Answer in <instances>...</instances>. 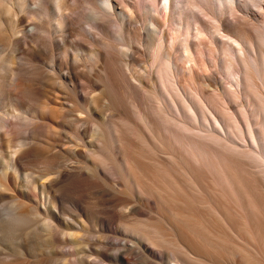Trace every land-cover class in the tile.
<instances>
[{"label":"bare ground","instance_id":"bare-ground-1","mask_svg":"<svg viewBox=\"0 0 264 264\" xmlns=\"http://www.w3.org/2000/svg\"><path fill=\"white\" fill-rule=\"evenodd\" d=\"M81 1L0 0V264H67L62 247L96 264L108 232L124 237L119 264H264V124L208 57L227 30L233 95L245 86L264 112V0L255 33L214 11L223 0H166L146 34L135 2L91 0V45L70 52ZM145 36L155 74L135 69Z\"/></svg>","mask_w":264,"mask_h":264},{"label":"rangeland","instance_id":"rangeland-1","mask_svg":"<svg viewBox=\"0 0 264 264\" xmlns=\"http://www.w3.org/2000/svg\"><path fill=\"white\" fill-rule=\"evenodd\" d=\"M94 2H97V0H92ZM139 9L140 12V16L139 18H137V25L138 27H141L143 32L145 33V27L146 25H150V23L152 21H154L155 18H159L161 20H163V12L166 13V11L164 10V8L168 5L166 0H157L158 4L156 3V1L154 0H131ZM175 1V5L177 7H181L183 5L182 0H174ZM184 1V0H183ZM215 2V4H217L218 0H213ZM200 2H202V0H200ZM86 3V4H85ZM154 3V4H153ZM143 4V5H142ZM92 5L91 0H82L80 3L79 8H77L76 12H74V16L78 17V19L76 20V27H78V31L76 32L75 36L73 38H71V41L73 42V46H69L68 49L70 52H75L76 49L78 48V44L79 43H83L84 45L90 47V37H89V33H90V25L87 22L88 18H85L86 16H88L89 13V8ZM158 6V8H157ZM234 6V9L232 8ZM217 7V9H216ZM221 6L215 5L214 6V11H217L218 14H222L221 16L224 17L225 19H229V20H236L237 22H240L243 26V28L252 31V33H255V29H254V25L255 22H261L262 20V14H261V10H258V8L256 7V5L254 4V1L252 0H223V8H222V12H221ZM216 9V10H215ZM141 10V11H140ZM164 10V11H163ZM83 12V13H82ZM168 12V9H167ZM187 12H189L188 8H187ZM215 12V13H217ZM86 13V14H85ZM156 14V15H155ZM167 14V13H166ZM189 14V13H188ZM187 15V14H186ZM213 14H209L208 16H200L199 13V23H201L202 26H204L206 23H210L211 25L214 24V18L212 17ZM83 16V17H82ZM85 16V17H84ZM171 16V17H170ZM168 17L171 18V20H173V16L170 15ZM188 16V15H187ZM191 19V18H190ZM170 20V21H171ZM210 20V21H209ZM186 22V21H185ZM81 23V25H80ZM84 25V26H83ZM151 26V25H150ZM162 27V26H161ZM185 25L182 29V32H185ZM196 24H193V28L192 30H194L193 33H195L196 29ZM116 27L115 25L111 24L108 28V32L113 33L115 31ZM213 31L214 28L212 27ZM227 30H223L220 33L216 32L215 36H214V45L217 48L216 51V55L212 56V55H208V57L212 58L213 62L216 64V66L212 67L213 70V74L215 77H217L219 79V81H221L222 83H225V86L227 88V90L229 91V98H232V101H234L235 103L237 102H241L243 105L246 106V108L248 109L250 116L252 117L251 119L254 122V125L257 129V131L262 135L263 134V124H264V112L262 107L260 106V103L253 98V96L249 95V90L247 91V89L245 88V86H242L243 89H245V93L241 95L240 98L236 97L233 95L234 88H235V79H236V72L234 74L229 73L227 71V67H226V61L227 58L225 57L224 53L222 52V41L227 40V36L224 34H227L226 32ZM59 32H55V37L60 40V36H59ZM146 34V33H145ZM184 36L182 35L181 39H183ZM77 39V40H76ZM79 40V42H78ZM76 41V43H74ZM81 41V42H80ZM85 42V43H84ZM89 43V45H88ZM75 45V46H74ZM134 46V55H136V58L139 59V62L136 63L135 65V69L139 71V73H144L146 74V72L148 71L149 74L153 73L155 74V68L156 66L153 65L152 59H151V53H152V49L151 46L149 45V41H148V37L145 36L144 38H142V40L137 41L133 44ZM206 52L209 54L208 50L206 49ZM252 54L256 57H258L260 59V63L262 62V52H261V47L257 46V48L255 49V52L253 51ZM58 57H63L62 54H58ZM215 57V58H214ZM155 66V68H154ZM239 66H241V70H239V72H244L243 70V65L241 63H239ZM259 74H260V78L259 80H261V76H263V81L260 83L261 86H263V91H264V62H262L259 66ZM152 75V74H151ZM147 80H149L150 83L153 82L152 79L148 78ZM151 80V81H150ZM166 96V97H165ZM165 96L163 97V101H165V103L167 104V106L169 107L171 105L170 103V99H168L167 94L165 93ZM189 97V96H188ZM190 98V97H189ZM259 112H261V118H259ZM10 119V116H9ZM11 119L15 120L16 118L13 116L11 117ZM187 119L191 122H194L190 117H187ZM229 120H226V122H228ZM195 124V122H194ZM227 131L229 132H233V130H231V128L227 127L226 128ZM231 135V134H230ZM263 136V135H262ZM241 142V141H240ZM243 143V142H241ZM261 152H263L264 150L261 148L259 149ZM69 214H67V218L71 219L70 215L68 217ZM117 227L116 224L111 225V228H115ZM109 235V241L110 244L108 245V255L109 258L107 260H99L98 258H96L95 256H86L85 259L87 261H91L93 263L96 264H119L114 258H113V253L116 250L119 251H124V247L123 244L125 243L124 241V237H122L121 235L115 234L114 232H108ZM61 249H63L62 251H64L65 253H67V256H69V261L67 262V264H81L79 262H77L76 258L73 256H70L72 253L71 247H62ZM129 257L131 258V263L133 264H137L138 261V256L136 253H128ZM158 263H160L158 260H156ZM136 262V263H135Z\"/></svg>","mask_w":264,"mask_h":264}]
</instances>
